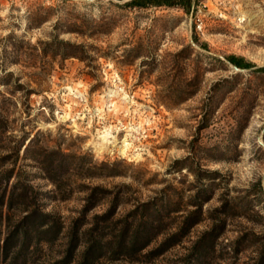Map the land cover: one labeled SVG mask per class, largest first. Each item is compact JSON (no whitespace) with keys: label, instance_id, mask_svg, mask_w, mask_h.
<instances>
[{"label":"rangeland","instance_id":"rangeland-1","mask_svg":"<svg viewBox=\"0 0 264 264\" xmlns=\"http://www.w3.org/2000/svg\"><path fill=\"white\" fill-rule=\"evenodd\" d=\"M126 1L0 0V264H264V0Z\"/></svg>","mask_w":264,"mask_h":264},{"label":"trees","instance_id":"trees-1","mask_svg":"<svg viewBox=\"0 0 264 264\" xmlns=\"http://www.w3.org/2000/svg\"><path fill=\"white\" fill-rule=\"evenodd\" d=\"M197 3V0H127L125 2V5L128 7H138V8H150V7H160V6H181L185 8L187 11L190 10L192 7L193 3ZM227 59L231 62L236 64L239 68H253L256 65L246 61L243 57H238L235 55H230L227 57ZM255 71H264V66L257 67L255 68ZM4 121L3 116L0 113V123ZM14 173V170H7V177L9 181L11 180V176ZM57 183L56 181H54ZM9 183V182H8ZM31 187L29 184L25 182V184L22 186L21 181H17L15 184L12 185V187L6 188V191L4 195H2V202L1 204L7 203L9 209H14V208H20L22 206H27V201L29 199V194L26 192L27 188ZM26 188V189H25ZM20 190L22 192H20ZM6 199L8 200L6 202ZM38 214L39 217H42V228H40V232H38V236L41 237L42 239L51 242L54 241L55 239L59 238L60 233L62 232L63 224L61 221L57 220L56 218L52 217L49 214H44V213H39L35 212ZM33 214V213H32ZM32 214H28L25 217V229L23 231V236L29 235L28 233V226L30 223L33 221H30V218L32 217ZM21 230V228L19 229ZM134 243V242H133ZM76 250V245L71 243L70 247L68 249L70 257L75 253ZM88 253V252H87ZM87 255V254H86ZM91 261L89 259V256L87 255L86 260L82 264H90Z\"/></svg>","mask_w":264,"mask_h":264},{"label":"water","instance_id":"water-1","mask_svg":"<svg viewBox=\"0 0 264 264\" xmlns=\"http://www.w3.org/2000/svg\"><path fill=\"white\" fill-rule=\"evenodd\" d=\"M234 67H235L236 69H239V70H241V69H240L238 66H236V65H235Z\"/></svg>","mask_w":264,"mask_h":264},{"label":"built area","instance_id":"built-area-1","mask_svg":"<svg viewBox=\"0 0 264 264\" xmlns=\"http://www.w3.org/2000/svg\"><path fill=\"white\" fill-rule=\"evenodd\" d=\"M199 1V0H198Z\"/></svg>","mask_w":264,"mask_h":264}]
</instances>
